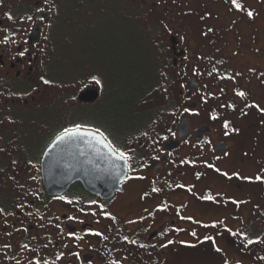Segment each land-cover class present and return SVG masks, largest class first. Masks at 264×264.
<instances>
[{"label":"flooded vegetation","instance_id":"obj_1","mask_svg":"<svg viewBox=\"0 0 264 264\" xmlns=\"http://www.w3.org/2000/svg\"><path fill=\"white\" fill-rule=\"evenodd\" d=\"M63 1L0 0V264H240L239 231L226 221L255 218L250 196L256 178L237 168L242 129L213 105L207 78L229 80L233 68L217 48L208 47L195 17L176 6L177 18L168 0H131L149 3L147 9L158 18L172 6L161 29L162 72L174 80L175 99L168 106L176 109L165 137L135 136L122 148L109 143L129 157L120 190L109 198L86 192L80 183L59 195L46 193L42 157L63 132L35 154L32 138L43 136L33 119L22 116L52 106L43 81L54 12ZM249 1L238 0L239 10L230 4L245 12ZM186 4L195 6L196 0ZM152 57L156 71L160 58ZM170 140L177 145L165 150ZM248 185L253 189H245ZM231 189L241 195H228ZM208 207L220 212L212 216L218 219H197Z\"/></svg>","mask_w":264,"mask_h":264},{"label":"rangeland","instance_id":"obj_2","mask_svg":"<svg viewBox=\"0 0 264 264\" xmlns=\"http://www.w3.org/2000/svg\"><path fill=\"white\" fill-rule=\"evenodd\" d=\"M168 1L175 4L177 18V8L195 17L193 21L208 47L217 48L233 68L229 80L207 76L213 105L242 129L237 132L239 151L250 158L238 153V170L249 178H264V0H250L245 12L235 11L230 0H196L195 6L187 5L186 0ZM148 6L131 0H64L57 7L46 66V80L52 82L46 84L52 106L38 115L22 116L23 120L33 119L43 136L32 138L35 154L61 130L76 124L99 129L108 143L118 148L139 135L165 137L176 114V109L168 106L175 99L174 80L162 72V22L172 6L168 5L170 13L164 12L162 18ZM238 49L246 54L237 53ZM155 54L160 58L156 71ZM91 84L98 88L97 101L79 104L77 94ZM240 92L245 95H238ZM256 184L255 194L250 196L257 206L255 218H236L238 224H232V218L226 221L239 231L240 264H264V179H256ZM228 195L241 193L231 189ZM219 214L208 207L203 218L197 219L208 222L218 219L212 216Z\"/></svg>","mask_w":264,"mask_h":264},{"label":"water","instance_id":"obj_3","mask_svg":"<svg viewBox=\"0 0 264 264\" xmlns=\"http://www.w3.org/2000/svg\"><path fill=\"white\" fill-rule=\"evenodd\" d=\"M98 97V88L89 85L77 94L76 100L80 104H92ZM58 137L41 161L42 182L48 195L62 194L74 183H80L86 192L102 198H109L120 190L127 172L126 161L118 158L103 135L83 129L63 140ZM176 145V141L170 140L164 148L171 150Z\"/></svg>","mask_w":264,"mask_h":264},{"label":"snow or ice","instance_id":"obj_4","mask_svg":"<svg viewBox=\"0 0 264 264\" xmlns=\"http://www.w3.org/2000/svg\"><path fill=\"white\" fill-rule=\"evenodd\" d=\"M231 3H232L233 6H234L236 9H238V10L242 8V4L239 3L238 0H231ZM247 15H248L249 17H251V16H252V13H251V12H248ZM9 19H11V17H9ZM6 39H7V38H6ZM19 55H20V56H23V55H24V52H20ZM41 79H43V77H42ZM92 79L95 80V82H96L97 84L101 83V81H100L99 79H97L96 76H93ZM43 82H44L45 84H50V83H52L50 80H44ZM238 95H240V96H244L245 93L240 92V93H238ZM224 127L227 128V127H228V124L225 123ZM83 128H84V126L81 125V124H76L73 128H65L64 131H63V133L58 137V139H59V140H63V139H65L66 137H71V136H73V135H75V134H78V133H80V132L83 130ZM96 132H99V129H96ZM101 135H102V133H101ZM113 152L118 153V158H119V159L127 160V159L129 158V157L126 155L125 152L120 151L119 149L113 148ZM224 175L227 176V173H224ZM141 179H142V177H141ZM246 179H247V178H246ZM256 179H257V180H261V179H264V178H262V177H260V176H257ZM153 191H158V189H153ZM206 198H207V199H212V197H206ZM69 202H70V201H69ZM93 203H94V202H93ZM2 211H3V209H0V212H2ZM69 219H72V218L69 217ZM189 219H190V217H189ZM94 234H96V235H100V233H94ZM70 235H71V234H70ZM193 235H194V233H193ZM206 239H211V237H207ZM248 242H249V243H254L255 241L249 240ZM169 243H172V241H169ZM163 246L166 247V245H163ZM217 250L219 251V249H217ZM57 259H60V257L58 256ZM37 264H39L38 261H37ZM45 264H47V262H45Z\"/></svg>","mask_w":264,"mask_h":264}]
</instances>
